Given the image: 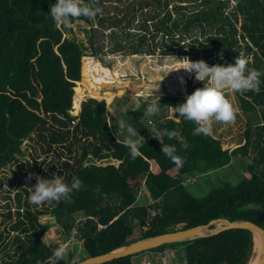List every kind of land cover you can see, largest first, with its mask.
<instances>
[{"label":"trees","instance_id":"trees-1","mask_svg":"<svg viewBox=\"0 0 264 264\" xmlns=\"http://www.w3.org/2000/svg\"><path fill=\"white\" fill-rule=\"evenodd\" d=\"M106 1L82 0L101 8V12L92 19L71 20L89 25L85 31L92 55L97 53L92 25L106 23L113 38L111 51L129 48L130 53H151L160 46L163 55L202 58L211 65L233 62L242 50V55L249 56L248 67L264 73V0L239 1L236 11L243 17L240 31L234 23L236 11L232 12L233 18L226 12L227 0H137L115 8V12L108 9ZM54 2L0 0V169L21 152L23 140L35 136L41 142V152L53 153L58 162L44 176L56 172L68 181L76 176L83 183L79 191L72 193L70 202L51 201L36 212L26 201L22 212L18 207V217L10 227L18 250L0 264H46L52 249L42 236L52 225L38 220L45 213L54 216L66 238L75 220L86 218L76 236L86 256L218 218L250 220L264 229V74L259 91L238 93L242 111L252 112L257 118L254 123L247 122L241 145L229 151L211 133L193 135L192 121L175 113L177 120L168 117L169 109L183 102L185 95L163 94L159 96L160 111L154 116L155 130L176 132L172 139L164 137L163 143L177 146L185 158L184 166L177 168L161 152V141L154 136L142 140L141 155L132 160L123 135L117 133L118 125L107 118L103 100L88 98L81 102L76 116L70 114L72 96L73 105L74 99L85 96L80 93L81 84L88 93L97 92L100 86L84 83L86 74L92 71L88 57L83 58L81 66L87 46L65 35L71 27L53 24L48 11ZM137 11L142 17L135 29L137 34H131ZM192 91L188 80L186 95ZM151 101H141L142 106ZM130 113L143 115L135 109ZM184 143L187 148L182 147ZM250 150L258 152L250 156ZM235 157L243 160V172L236 169L235 181L221 178L220 171L234 167ZM106 158L117 164L98 163ZM183 176L193 181L203 178L208 189L195 194L185 185ZM141 189L148 193L152 204L136 201ZM149 208L155 211L154 216ZM135 227H139V235L132 238ZM253 241L249 229L231 228L139 253L169 248L177 253L180 264H247ZM133 255L97 264H134ZM74 263L66 258L59 261Z\"/></svg>","mask_w":264,"mask_h":264},{"label":"rangeland","instance_id":"rangeland-1","mask_svg":"<svg viewBox=\"0 0 264 264\" xmlns=\"http://www.w3.org/2000/svg\"><path fill=\"white\" fill-rule=\"evenodd\" d=\"M132 1L137 0H109L106 1L105 4L111 12H115V8H123V6H126ZM239 1L241 4L245 3L244 0H227L226 12L231 18H233L232 12H235L236 6L240 4ZM144 11L145 9L143 12ZM236 16L237 20H235L234 23L240 31L243 17L240 13H237V11ZM141 17L142 15L138 11L133 16V22L131 25L132 29L130 30L131 34H137L135 29L138 27L137 25L140 24L138 21ZM97 25L98 26L95 24L92 25V28H95L94 31L96 34L94 45L97 48L96 55L90 54V48L87 42V32L85 31V28L88 29L89 25L84 21L74 20L71 22V30L65 31L66 36H74L79 41L84 42L85 46H87L84 50L85 55L82 56L81 59V66H83V58L88 57L92 61V71L89 74H86L84 83L100 86V89H97V92L100 93L93 91V93H91V95L95 94L99 97L96 98L89 96L90 94L88 93V90H85V86L81 84L80 93L82 96L85 94V96L80 101L79 107L81 106V102L88 98L103 100L106 104L107 118L109 121L113 120V122H117V120L120 119L126 120L132 124L133 127L138 129L140 135H142L141 140L155 135V132L151 135V130L149 129H155L154 116L150 120H143L141 119L142 115L138 114L134 116L130 113L134 110L135 102L137 100L151 101L158 98L153 95L181 94L186 96L188 80H191L194 90L197 87H202L203 81L196 79L194 74L186 72L183 68L171 70L176 68L182 62L179 59L185 57V55H163L161 54L160 46L156 47L151 53H130L129 48L111 51L110 49L113 43V38L110 36L111 28L108 27L106 23L103 25ZM158 42L160 41H157V43ZM240 54H242V50L240 51ZM243 55L246 56V54ZM181 76L184 78L183 84L179 80V77ZM82 78L83 72H81L80 79ZM93 79L95 81H93ZM238 93L242 92H234L231 89L225 90V95L231 101L236 110L235 119L230 123L213 121L210 131L214 137L220 140L222 147L229 151L244 142L243 132L246 128L247 122L252 121L254 123L257 120L252 112L245 113L242 111L240 108ZM79 111L80 108H73L72 96L70 114L76 116ZM168 117H172L176 120L178 119L174 117L173 108L169 109ZM112 125L113 124L110 123L111 128ZM143 125L145 127L147 126V128H144ZM40 143L41 142L36 141L35 136L23 140L21 144V152L17 154L11 162L7 163L0 169V257H4L7 252L12 255V252L17 249L18 242L13 240V236L16 235H14L15 233L13 231L11 232L10 227L18 217L16 213L17 208L19 207V211L22 212L23 207L21 206H23L25 201L28 202L27 195L33 187L31 184L36 182L35 177L37 175L44 177V173L48 172L51 166L58 165L53 153L49 152L43 154L41 152ZM76 149L78 148L76 147ZM257 152L258 150H250L248 153L250 156H254ZM233 161L234 163L232 164L234 167L220 171L219 175L221 178L227 177L228 179L235 181L237 179V174L235 172L236 169L239 172H243L245 168L243 160L240 161L235 157L233 158ZM107 162L117 164V161L112 158L100 160L98 163L104 164ZM185 176H183L185 185H187V187L195 194L197 192L203 193L204 189L206 190L208 187V183H206L201 177L193 181ZM24 189L27 190V193ZM18 199L21 201L20 206L18 204ZM136 201L144 204H152L153 202L144 189H141ZM48 204H50V202L42 203L41 205H29L30 208L36 212V210L46 208L45 206ZM8 212H10L9 215ZM77 217H80V213L77 214ZM38 220L43 224L48 223L49 225H52L42 236V240L49 245L51 249H54L59 243H67L69 245V251L64 258L70 260L71 263L86 256L83 252L82 242L80 240L68 242L66 238L67 235L62 233L56 225L54 216L50 213H45L39 215ZM222 224L223 223H219V225ZM214 226H216V224ZM138 235L139 227H135L132 238H136ZM20 236H22L21 233ZM259 248L260 244L255 250L253 241V249L250 259L253 256H258L259 258ZM131 260L134 264H180L181 262L177 257V253L169 248H165L162 252L153 251L144 255L138 253L133 255Z\"/></svg>","mask_w":264,"mask_h":264},{"label":"clouds","instance_id":"clouds-1","mask_svg":"<svg viewBox=\"0 0 264 264\" xmlns=\"http://www.w3.org/2000/svg\"><path fill=\"white\" fill-rule=\"evenodd\" d=\"M101 12V8L92 4L83 3L82 0H55L50 5L48 16L51 17L56 27H71V20L79 17L95 18ZM182 62L174 69L183 68L186 72L194 74L195 78L203 81L202 87H197L190 94H187L183 102L177 103L174 107L175 115L186 121H192L195 125L193 135H208L211 131L213 121L230 123L235 119L236 110L225 95L226 89L234 92L259 91L261 83V70L248 67L249 58L238 54L233 62L214 63L209 65L204 59L191 60L187 56L180 58ZM170 71V70H169ZM168 71V72H169ZM167 72V73H168ZM180 82L184 83V78L179 77ZM157 89V88H154ZM153 95V91H152ZM153 99L150 103L142 106L140 100L134 104L135 110H141L143 120H150L159 113L160 97ZM117 133L124 137V145L128 148L129 158L135 160L141 155L140 148L142 140L137 128L124 119L117 120ZM151 130V135L161 141V152L177 167L184 166L185 158L177 151L175 144L163 143V138L172 139L176 136L174 130L161 128ZM187 148L186 143L182 144ZM36 182L27 195L29 204L41 205L51 201L70 202L72 193L79 191L82 187V180L76 176L71 181L64 176L52 173V175L35 177ZM69 251L67 243H59L47 258L46 264H59Z\"/></svg>","mask_w":264,"mask_h":264},{"label":"water","instance_id":"water-1","mask_svg":"<svg viewBox=\"0 0 264 264\" xmlns=\"http://www.w3.org/2000/svg\"><path fill=\"white\" fill-rule=\"evenodd\" d=\"M218 221L224 222V224L221 226H214L213 228H210V225H215ZM231 228H245L249 229L252 234L257 233L259 235V251L261 257L257 264H264V229L250 220L230 221L224 218L214 219L203 225H196L184 229H176L173 231H168L159 235L141 239L110 252H105L94 256H85L84 258L76 261L74 264L102 263L115 258L147 251L162 244L192 239L200 236H207Z\"/></svg>","mask_w":264,"mask_h":264},{"label":"built area","instance_id":"built-area-1","mask_svg":"<svg viewBox=\"0 0 264 264\" xmlns=\"http://www.w3.org/2000/svg\"><path fill=\"white\" fill-rule=\"evenodd\" d=\"M75 119L71 120V123L74 124L75 123ZM149 213L151 216H154L155 211L152 208L148 209ZM86 218L85 217H81V218H77L74 222V225L71 227L69 234H68V242H74L76 241V236L78 234V227H80L81 225L84 224ZM146 253H143V255Z\"/></svg>","mask_w":264,"mask_h":264},{"label":"bare ground","instance_id":"bare-ground-1","mask_svg":"<svg viewBox=\"0 0 264 264\" xmlns=\"http://www.w3.org/2000/svg\"><path fill=\"white\" fill-rule=\"evenodd\" d=\"M89 93H93L92 91H90L89 90ZM97 93H100V92H97ZM100 95V94H99ZM92 96H96L95 94H92ZM80 101H81V97H79V98H76V99H74V107H76V108H79V103H80ZM75 109V108H74ZM219 223H223L224 224V222H220V221H218L217 223H216V226H221V225H219ZM222 224V225H223ZM253 240H254V248H255V250L258 248V245L260 244V237H259V235L257 234V233H254L253 234ZM259 242V243H258ZM260 253H259V258H258V256L256 257V256H253L251 259H250V261H249V263L248 264H257V262L260 260Z\"/></svg>","mask_w":264,"mask_h":264},{"label":"crops","instance_id":"crops-1","mask_svg":"<svg viewBox=\"0 0 264 264\" xmlns=\"http://www.w3.org/2000/svg\"><path fill=\"white\" fill-rule=\"evenodd\" d=\"M97 93V92H96ZM92 96V95H91ZM93 97V96H92ZM96 98H99L98 96H95ZM83 98V97H82ZM73 108H74V106H73ZM80 108V107H79ZM75 109H77V108H75ZM243 141H244V138H243ZM49 246V245H48ZM18 250V247H17V249H16V251ZM15 250L12 252V255L16 252ZM9 255H11V254H9V252H7V254L6 255H4V257H0V261H3V259H5V258H7Z\"/></svg>","mask_w":264,"mask_h":264}]
</instances>
